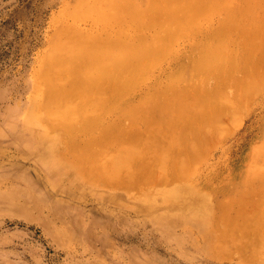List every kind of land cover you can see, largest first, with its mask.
<instances>
[{"label":"rangeland","instance_id":"rangeland-1","mask_svg":"<svg viewBox=\"0 0 264 264\" xmlns=\"http://www.w3.org/2000/svg\"><path fill=\"white\" fill-rule=\"evenodd\" d=\"M79 1L0 0V264H264V0Z\"/></svg>","mask_w":264,"mask_h":264},{"label":"bare ground","instance_id":"bare-ground-1","mask_svg":"<svg viewBox=\"0 0 264 264\" xmlns=\"http://www.w3.org/2000/svg\"><path fill=\"white\" fill-rule=\"evenodd\" d=\"M97 0H91V2H87V0H80L79 4L77 6H73L72 10H70L72 12L73 15L75 14H83L82 16H87V15H91L94 12H96L97 10H101V11H105L108 8V3L107 0H101L100 3L101 4H105V5H101L98 7H96L95 2ZM120 1V0H118ZM116 2V1H115ZM117 3V2H116ZM226 3L228 5H230V0H226ZM107 4V5H106ZM101 7V8H100ZM214 7H218V5L216 4ZM70 19V18H69ZM86 20V19H85ZM79 22V21H78ZM138 27L139 28H155V20L153 21H146L144 17H139L138 18ZM80 23V22H79ZM205 25V23H201V26ZM99 27V26H98ZM137 27V28H138ZM138 28V29H139ZM98 29V28H97ZM143 29V30H144ZM132 30V29H131ZM209 32V31H208ZM82 35H87L88 32H84L82 31ZM73 35V34H72ZM70 36V35H69ZM143 36V33H142ZM148 37V36H147ZM146 37V39H148ZM150 37V36H149ZM204 39V38H203ZM80 40V39H79ZM82 40V38H81ZM136 40V39H135ZM237 40V39H236ZM76 41V40H74ZM128 41H131L130 39H128ZM56 42V41H55ZM95 42V41H94ZM153 43V42H152ZM150 44V43H149ZM60 49L57 46V42L56 43H52V48H51V54L50 57L53 59H56L58 57V53H59ZM114 51V50H113ZM73 53L75 55V57H77L78 59H82V60H86L89 59L90 56L88 55V52L86 50H82L80 48V50H78L77 48H73ZM106 52H104L105 54ZM62 54V53H61ZM103 54V55H104ZM218 56V55H217ZM64 57V56H63ZM61 59V58H60ZM52 60V59H51ZM64 60V59H63ZM226 60V59H225ZM59 60L55 61L56 65L57 62ZM70 61V60H69ZM52 62V61H51ZM54 62V61H53ZM54 62V63H55ZM86 63V62H85ZM52 64V63H51ZM55 65V66H56ZM76 65V64H75ZM69 66H71V64H69ZM81 68V67H80ZM69 69V68H68ZM74 69V68H73ZM165 70V69H164ZM69 71V70H68ZM120 71H123V69L121 68ZM50 73V72H49ZM52 74V73H51ZM58 76H62L63 72L57 74ZM53 76V75H52ZM53 78V77H52ZM58 78V77H57ZM73 78V77H72ZM64 84V83H63ZM203 84V83H202ZM258 84H256L257 87ZM261 85V83H260ZM65 86V85H64ZM204 86V85H203ZM66 87V86H65ZM255 87V85H254ZM62 88V87H61ZM202 88V87H201ZM204 88V87H203ZM224 88V87H222ZM60 91V90H57ZM55 92V91H54ZM94 90H92V87H89L87 89V102L85 103V105H83L81 108L76 109L74 108V110H71L69 107H66V104L71 102V98L70 97H60L59 99H56L55 103L53 105H47L44 101L43 98L41 96L40 98V106H42V110L43 113L41 115L38 116L39 120L44 123V121H48L50 123L53 124L51 119H56L55 118V114H58L60 117H62V119L64 120H73V119H77L81 114H86L88 112H94L98 106L97 102H99V97H96L93 94ZM55 94V93H54ZM51 95V94H50ZM127 98H130L127 97ZM65 100V101H64ZM128 100V99H127ZM126 103V101H125ZM46 105V106H44ZM47 126V124H45ZM51 125V124H50ZM48 129V126H47ZM48 132V131H47ZM260 154V153H259ZM43 156V155H42ZM133 157V152L131 150H119L116 151L115 153H113L111 156H106L105 158V162H104V169H105V173L107 175V177L109 176L110 178L120 174L121 172H127L129 169L127 167V163L130 162L131 158ZM260 158V160H259ZM159 159L161 160V162L163 160L166 159L165 154L163 156L160 155ZM262 160H264V151L258 156V159L256 161H254L253 166H257V167H261L262 165ZM108 177V178H109ZM203 193V192H202ZM200 195V194H199ZM110 196V195H109ZM162 208V207H161ZM56 212V211H55ZM258 241L256 242V247L254 250V253L257 255V253L259 252H264V228H262L258 233Z\"/></svg>","mask_w":264,"mask_h":264}]
</instances>
